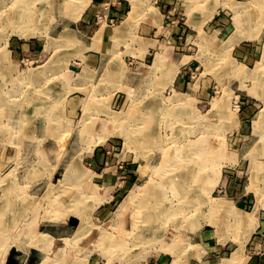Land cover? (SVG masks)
<instances>
[{"label":"rangeland","instance_id":"rangeland-1","mask_svg":"<svg viewBox=\"0 0 264 264\" xmlns=\"http://www.w3.org/2000/svg\"><path fill=\"white\" fill-rule=\"evenodd\" d=\"M104 3L0 0V263L264 264V0Z\"/></svg>","mask_w":264,"mask_h":264},{"label":"crops","instance_id":"crops-1","mask_svg":"<svg viewBox=\"0 0 264 264\" xmlns=\"http://www.w3.org/2000/svg\"><path fill=\"white\" fill-rule=\"evenodd\" d=\"M90 3L91 4L93 3L92 7H90L91 6ZM88 4L89 5L86 9H88L89 11L91 9V12H95V13H97V11L100 10L103 5H105L104 0H88ZM121 8L122 7L120 5H118V7L115 8L113 11H118ZM116 13H115V15H118ZM108 35L109 34H107L106 30H105V35L101 38V41H99L98 47H96V48H98L97 49L98 51H96L94 54L88 55L86 57L87 58L86 60H91V61H87L90 64V66L98 67V66L102 65V63H100V60L102 61L105 54H101L100 50L102 51V49L106 48V51L107 50L111 51V48L109 47V43L107 42V40H108L107 36ZM107 54H109V53H106V55ZM254 161L255 162H261V161H264V159L256 158V159H254ZM257 187L259 190L257 193L260 196H263V198H261V201L258 200V196H256V198H254V195H256V194L253 190L244 188V190L241 194H238V196H234L237 198V200H235L234 198L231 199V204H232V207L234 208L235 215H237L238 218H241L243 216V221H244L243 224H244L245 231H247V229L250 230L252 227L251 224L248 223V221H250V215L253 214L257 219L256 224L258 225L259 228L262 229L261 233L263 234V232H264V188L260 187V185ZM253 203H254V205H253ZM238 222H240L239 219H238ZM247 234L244 236H247ZM248 240H250V237Z\"/></svg>","mask_w":264,"mask_h":264},{"label":"bare ground","instance_id":"bare-ground-1","mask_svg":"<svg viewBox=\"0 0 264 264\" xmlns=\"http://www.w3.org/2000/svg\"><path fill=\"white\" fill-rule=\"evenodd\" d=\"M253 2H254V1H253ZM237 7H238V6H237ZM233 9H235V8H233ZM199 10H200V9H199ZM238 10H239V9H238ZM238 10H237V11H238ZM234 11H235V10H234ZM239 11H240V10H239ZM239 11H238V13H239ZM237 16H238V15H237ZM237 22H238V21H237ZM238 24H239V26H240V23H238ZM239 26H238V27H239ZM241 27H242V26H241ZM241 27H240V28H241ZM240 28H239V29H240ZM240 30H241V29H240ZM240 30H238V31L240 32ZM236 31H237V29H236ZM241 34H242V32H241ZM239 35H240V34H239ZM236 36H238V35H236ZM236 38H237V37H236ZM229 42H230V41H229ZM227 43H228V42H227ZM225 45H226V44H225ZM228 45H229V44H228ZM228 45H227V46H228ZM4 55H5V54H4ZM156 68H157V67H156ZM40 72H41L40 75H42V72H44V70H42V71H40ZM40 72H39V73H40ZM251 72H252V71H251ZM263 72H264V70H263ZM150 73H152V72H150ZM262 74H263V73H262ZM262 74H261V75H262ZM33 76H37V73H35ZM250 76H251V75H250ZM262 76H263V75H262ZM85 77L89 78V76H87V75H85ZM120 77H121V76H120ZM131 78H132V77H131ZM146 78H147V77H146ZM249 78H250V77H249ZM150 79H151V78H150ZM134 81H135V80H134ZM260 86H261V82H260ZM261 88H263V86H262ZM258 89H259V88H258ZM262 91H263V90H262ZM256 95H257V94H256ZM178 98H179V97H178ZM92 106H93V104H92L91 101H89V103H86V104H85V107H84L85 112H86V113H87V112L89 113V111L91 110ZM180 107H181V106H180ZM216 108H217V107H216ZM179 109H180V108H179ZM182 109H183V108H182ZM224 111H225V110H224ZM5 112H6V111H5ZM90 112H91V111H90ZM11 113H12V112H11ZM221 114H222V113H221ZM224 115H225V114H224ZM13 116H15V115H13ZM44 116H45V115H44ZM260 117H261V116H260ZM13 118H14V117H13ZM13 118H12V119H13ZM22 118H23V117H22ZM20 119H21V118H20ZM10 120H11V119H10ZM15 120H16V119H15ZM258 120H259V119H258ZM12 121H13V120H12ZM21 122H22V121H21ZM21 122H20V123H21ZM13 124H14V123H13ZM15 124H17V123H15ZM20 125H22V124H20ZM18 126H19V125H18ZM18 126H17V127H18ZM22 126H24V125H22ZM147 127H148V128L146 129V131H149V129H151V127H150V126H147ZM146 131H145V132H146ZM143 136H144V134H141V135H140V137H143ZM149 141H150V143L148 142V143H149V146H151V147H156V145L154 144L155 142H157V146H158L159 139H157V140H155V139H154V140L149 139ZM151 142H152V143H151ZM140 143H141V142H140ZM250 151H251V149H250ZM189 153H190V152H189ZM195 153H196V152H195ZM140 156H141V155H140ZM195 157H196V156H195ZM75 161H76V160H75ZM205 162H206V161H205ZM72 165H73V164H72ZM197 166H198V165H197ZM187 167H188V166H187ZM72 168H73V166H72ZM72 168H71V169H72ZM74 168H75V167H74ZM188 168H189V167H188ZM188 168H187V170H188ZM198 168H199V166H198ZM144 169H145V168H144ZM189 171H190V170H189ZM194 171H195V170H194ZM76 173H77V172H76ZM71 174H72V173H71ZM163 174H164V173H163ZM74 175H75V174H74ZM76 175H77V174H76ZM185 175H187V174H185ZM79 176H81V175L79 174ZM79 176H78V177H79ZM82 176L85 177V175H82ZM191 177H193V176H191ZM80 178H82V177H80ZM188 178H189V177H188ZM193 178H194V177H193ZM193 178H191V179H193ZM203 178H204V177H203ZM78 179H79V178H78ZM75 180H76V179H75ZM75 180H74V181H75ZM189 180H190V179H189ZM191 182H192V181H191ZM149 184H151V182H150ZM80 186H81V185H80ZM152 186H153V185H152ZM200 186H201V185H200ZM83 187H84V186H83ZM88 187H89V186H88ZM150 188H151V187H150ZM184 189H185V188H184ZM190 189H191V188H190ZM84 190H85V187H84ZM87 190H88V189H87ZM149 190H150V189H149ZM193 190H194V189H193ZM85 191H86V190H85ZM86 192H87V191H86ZM87 193H88V192H87ZM147 194H148V193H147ZM70 196H71V195H70ZM161 197H162V196H161ZM161 197H160V198H161ZM147 198L149 199V197H147ZM158 198H159V197H158ZM129 199H130V198H129ZM183 199H184V198H183ZM194 199H195V198H194ZM150 200H151V199H150ZM155 200H156V199H155ZM72 201L74 202V199H73ZM152 201H154V198L152 199ZM73 202H72V204H74ZM95 202H97V201H95ZM76 203H78L77 206H78L79 204H81L82 208H83V206L85 205V204H84V201L81 200V199H80V201H78V202H76ZM150 203H151V202H150ZM155 205H156V207H155V208L153 207L154 209H152V207L149 205V202L146 200V201L141 202L138 206L142 209L141 212H142V211H143V212H146V210H147V211H149V213H151L153 210H155V212L158 213V212L160 211V209H158L157 207H160V206H159V204H155ZM79 206H80V205H79ZM81 206H80V207H81ZM190 206H191V205H190ZM190 206H189V207H190ZM178 208H179V207H178ZM150 209H151V210H150ZM82 211H83V210H82ZM82 211L79 210V213L83 214V217H85V212H84V211L82 212ZM188 212H189V211H188ZM12 216H13V214H12ZM134 217H135V216H134ZM136 217H137V216H136ZM83 219H84V218H83ZM136 219H137V218H136ZM84 221H85V220H84ZM135 221H136V220H135ZM85 229H86V228H85ZM247 230H248V229H247ZM99 236H100V235H99ZM36 240H37V239H36ZM40 241H41V240H40ZM42 241H43V240H42ZM243 242H244V241H243ZM240 243H241V242H240ZM35 244H36V243H35ZM40 244H41V243H40ZM17 245H18V246H19V245L21 246L22 243H17ZM13 246H14V245H13ZM22 246H23V245H22ZM41 249H42V248H41ZM86 251H87V250H86ZM241 251H242V250H241ZM3 253H4V254H3V258H2L0 264H2V263L5 262V258H6V256H7V254L9 253L8 248H7V249L5 248L4 251H3ZM235 255H236V254H235ZM235 259H236V258H235ZM232 260H234V259H232ZM237 261H238V259H237ZM75 264H76V263H75Z\"/></svg>","mask_w":264,"mask_h":264},{"label":"trees","instance_id":"trees-1","mask_svg":"<svg viewBox=\"0 0 264 264\" xmlns=\"http://www.w3.org/2000/svg\"><path fill=\"white\" fill-rule=\"evenodd\" d=\"M7 264H18V263L16 262L15 258L11 256V258L8 259Z\"/></svg>","mask_w":264,"mask_h":264},{"label":"built area","instance_id":"built-area-1","mask_svg":"<svg viewBox=\"0 0 264 264\" xmlns=\"http://www.w3.org/2000/svg\"><path fill=\"white\" fill-rule=\"evenodd\" d=\"M112 25H114V21L112 20ZM15 260H16V262L18 263V264H20V256H17V257H15ZM7 262H8V260L6 261V263L5 264H7ZM22 262V261H21ZM26 264V263H25Z\"/></svg>","mask_w":264,"mask_h":264}]
</instances>
